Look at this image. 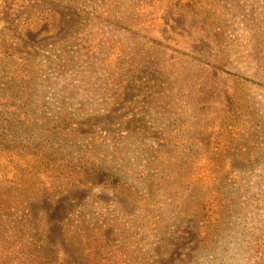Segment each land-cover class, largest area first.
<instances>
[{
    "label": "rangeland",
    "instance_id": "1",
    "mask_svg": "<svg viewBox=\"0 0 264 264\" xmlns=\"http://www.w3.org/2000/svg\"><path fill=\"white\" fill-rule=\"evenodd\" d=\"M0 264H264V0H0Z\"/></svg>",
    "mask_w": 264,
    "mask_h": 264
}]
</instances>
